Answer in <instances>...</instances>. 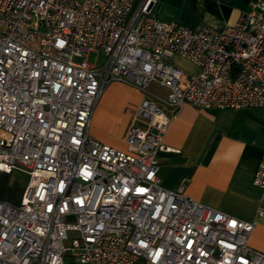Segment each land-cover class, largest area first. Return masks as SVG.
<instances>
[{"label": "built area", "instance_id": "1", "mask_svg": "<svg viewBox=\"0 0 264 264\" xmlns=\"http://www.w3.org/2000/svg\"><path fill=\"white\" fill-rule=\"evenodd\" d=\"M154 4L0 0V171L28 176L18 202L0 198V264H67L66 251L74 264H264L255 222L160 186L156 156L186 102L264 106V0L222 29L160 20ZM112 81L142 93L125 148L88 133ZM253 184L264 192V150Z\"/></svg>", "mask_w": 264, "mask_h": 264}, {"label": "crops", "instance_id": "2", "mask_svg": "<svg viewBox=\"0 0 264 264\" xmlns=\"http://www.w3.org/2000/svg\"><path fill=\"white\" fill-rule=\"evenodd\" d=\"M253 1L155 0L152 15L190 28L204 25L222 29L232 25L241 12L248 11ZM178 60L197 70L191 62L174 57L175 63ZM141 98L142 93L135 87L110 82L95 106L88 133L125 148L123 135L131 110ZM162 140L169 149L156 153L159 185L175 189L184 184L189 197L254 221L248 242L252 248L264 251V218L256 215L257 206L264 204V192L253 184L264 150V106L202 109L186 102L172 115ZM131 264L151 263L138 257Z\"/></svg>", "mask_w": 264, "mask_h": 264}, {"label": "rangeland", "instance_id": "3", "mask_svg": "<svg viewBox=\"0 0 264 264\" xmlns=\"http://www.w3.org/2000/svg\"><path fill=\"white\" fill-rule=\"evenodd\" d=\"M87 58H88L89 62L93 63L95 61V63H97V64H102L103 60H104V54H103L102 51H99L97 53V55L95 54V52H90L88 54ZM176 63L179 66H181V67H183V68H185V69H187L189 71H193L194 70V68L191 65L185 64L183 62V60H178V61H176ZM150 89L152 91H156V92H159V93H164L165 92V89H163L161 87H157L155 84H151L150 85ZM129 107H131V106H129ZM133 107L134 106H132V108ZM106 132L109 133V131H106ZM116 137L119 139V137L115 135V138ZM3 176H4V174L2 172H0V188L2 186H4V185L5 186H10V185H12L13 182L17 183L21 187H24V185L26 184V181H27V177H28L27 174L22 172V171L13 170L12 172L9 173V177H8V180L6 181V183H4ZM73 237H78L77 232L68 231V239L64 240V245L68 246L70 244V238H73ZM69 254H70V251H66L65 254H64L65 263L74 264V261L69 257Z\"/></svg>", "mask_w": 264, "mask_h": 264}, {"label": "trees", "instance_id": "4", "mask_svg": "<svg viewBox=\"0 0 264 264\" xmlns=\"http://www.w3.org/2000/svg\"><path fill=\"white\" fill-rule=\"evenodd\" d=\"M2 172V171H0ZM4 174L3 179L4 183L8 180L9 173L2 172ZM23 187L19 186L17 183L13 182L10 186H2L0 188V198L9 200L10 202L16 203L20 198V194Z\"/></svg>", "mask_w": 264, "mask_h": 264}]
</instances>
